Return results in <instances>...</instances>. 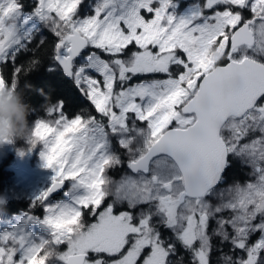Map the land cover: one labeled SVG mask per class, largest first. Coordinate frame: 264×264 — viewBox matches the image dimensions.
<instances>
[{
	"label": "snow or ice",
	"instance_id": "1",
	"mask_svg": "<svg viewBox=\"0 0 264 264\" xmlns=\"http://www.w3.org/2000/svg\"><path fill=\"white\" fill-rule=\"evenodd\" d=\"M24 8L0 2V91L28 102L23 78L40 97L48 119L26 141L53 175L30 205L44 215L0 229V264H186L180 249L190 264L215 252L216 264H264V0ZM42 71L70 79L89 107L67 114L68 95L31 83ZM237 166L253 179L221 187Z\"/></svg>",
	"mask_w": 264,
	"mask_h": 264
},
{
	"label": "rangeland",
	"instance_id": "2",
	"mask_svg": "<svg viewBox=\"0 0 264 264\" xmlns=\"http://www.w3.org/2000/svg\"><path fill=\"white\" fill-rule=\"evenodd\" d=\"M3 2V0H0ZM24 4L25 12H30L34 10L38 0H20ZM184 7L191 4L200 2V0H180ZM182 10V9H181ZM54 36V35H53ZM54 40L56 39L53 37ZM136 83L137 81H132ZM36 119H48L45 113H36L34 110L28 117L29 128L34 126V121ZM41 144L33 148L31 151L28 150L27 141L24 139H16L11 143H5L0 145V201L4 196L7 195L12 201H19L22 203L24 209L6 210L0 207V229L6 226L7 222H11L17 216L24 212H31V214L37 216H43V207L37 206L31 208L30 205L34 199L41 191L46 190L51 183V176L53 172L51 169L43 166V161L40 157ZM236 173L227 177L225 184L221 187H225L228 183H231L234 177H238L241 181L253 179L246 175L248 172L247 168L241 169L239 166L235 167ZM120 177V176H119ZM119 177L117 179H119ZM67 188H64V192ZM66 199L64 195H52L49 202H59ZM214 226V222H213ZM36 234H40L41 230L39 227L32 226L31 229ZM164 235H169L167 230H163ZM258 238V234L253 235L251 240L254 242ZM59 251H66L61 245ZM224 251H228L227 246H225ZM181 255L185 256L186 264H190L191 256L185 253L183 249H180ZM219 252H215L212 256L213 264L219 257Z\"/></svg>",
	"mask_w": 264,
	"mask_h": 264
},
{
	"label": "trees",
	"instance_id": "3",
	"mask_svg": "<svg viewBox=\"0 0 264 264\" xmlns=\"http://www.w3.org/2000/svg\"><path fill=\"white\" fill-rule=\"evenodd\" d=\"M43 35L47 36L50 42L54 40L53 34L47 29H44ZM37 39H39V36L37 37ZM37 55H39V53H37ZM27 58V56L22 55L17 59L16 63L19 65L20 63L25 62ZM3 67L6 68V71L4 72L5 77L10 80L12 72L11 62H8V64ZM30 79L31 83L33 85H36L37 87L41 84H48L54 87L59 93L68 95L70 99L65 111L70 116L74 113L79 112L81 107H89L90 102L86 101L82 97L81 93L76 89L73 82L70 79L64 77L60 72L49 75L46 71H42L40 73L33 74ZM20 89H23L24 95L27 97L29 104L33 106L34 111L36 113H43V107L41 105L40 97L35 93V91L28 89L27 84L23 78L20 82ZM92 110L94 111V109ZM234 173H236V171L233 169L228 176H232L234 175ZM14 204H16V202L9 199L7 195L4 196L0 201V207H3L6 210H12V208H14ZM20 204L22 205L21 202Z\"/></svg>",
	"mask_w": 264,
	"mask_h": 264
},
{
	"label": "clouds",
	"instance_id": "4",
	"mask_svg": "<svg viewBox=\"0 0 264 264\" xmlns=\"http://www.w3.org/2000/svg\"><path fill=\"white\" fill-rule=\"evenodd\" d=\"M30 114V104L22 92L0 91V145L16 139H27ZM50 254L54 253L50 251Z\"/></svg>",
	"mask_w": 264,
	"mask_h": 264
},
{
	"label": "flooded vegetation",
	"instance_id": "5",
	"mask_svg": "<svg viewBox=\"0 0 264 264\" xmlns=\"http://www.w3.org/2000/svg\"><path fill=\"white\" fill-rule=\"evenodd\" d=\"M128 170H127V168L126 167H122V168H118V169H116V170H114V171H109V175L110 176H112V177H114V178H118L120 175H121V173L122 172H127ZM58 195H64V189H62L59 193H58ZM16 202V204H14V208L15 209H20V208H22V209H24V207L20 204V202L17 200V201H15ZM63 246V248L64 249H67V246H66V244L65 245H62Z\"/></svg>",
	"mask_w": 264,
	"mask_h": 264
},
{
	"label": "water",
	"instance_id": "6",
	"mask_svg": "<svg viewBox=\"0 0 264 264\" xmlns=\"http://www.w3.org/2000/svg\"><path fill=\"white\" fill-rule=\"evenodd\" d=\"M49 186H50V184H49ZM49 186H48V187H49ZM60 191H61V190H60ZM60 191H59V192H60ZM59 192H58V193H59ZM58 193H57V194H58ZM53 195H56V194H53Z\"/></svg>",
	"mask_w": 264,
	"mask_h": 264
}]
</instances>
